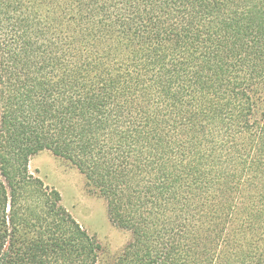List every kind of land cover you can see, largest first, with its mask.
Returning a JSON list of instances; mask_svg holds the SVG:
<instances>
[{"label":"trees","instance_id":"trees-1","mask_svg":"<svg viewBox=\"0 0 264 264\" xmlns=\"http://www.w3.org/2000/svg\"><path fill=\"white\" fill-rule=\"evenodd\" d=\"M263 99L264 0H0V264H264ZM41 150L105 199L117 254Z\"/></svg>","mask_w":264,"mask_h":264},{"label":"rangeland","instance_id":"rangeland-1","mask_svg":"<svg viewBox=\"0 0 264 264\" xmlns=\"http://www.w3.org/2000/svg\"><path fill=\"white\" fill-rule=\"evenodd\" d=\"M260 107L264 109V99ZM28 168L60 193L62 205L83 228L95 235L108 255L121 250L129 239V232L109 220L105 199L89 190L84 174L76 166L49 150H41L29 158Z\"/></svg>","mask_w":264,"mask_h":264}]
</instances>
